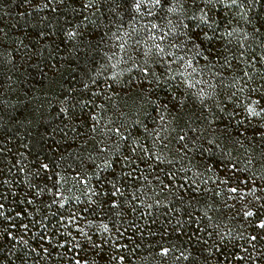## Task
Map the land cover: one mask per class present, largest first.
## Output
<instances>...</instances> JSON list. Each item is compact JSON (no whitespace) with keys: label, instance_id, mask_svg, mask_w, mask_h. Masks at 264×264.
Returning <instances> with one entry per match:
<instances>
[{"label":"trees","instance_id":"obj_1","mask_svg":"<svg viewBox=\"0 0 264 264\" xmlns=\"http://www.w3.org/2000/svg\"><path fill=\"white\" fill-rule=\"evenodd\" d=\"M134 3L0 0V264H264V0Z\"/></svg>","mask_w":264,"mask_h":264},{"label":"snow or ice","instance_id":"obj_2","mask_svg":"<svg viewBox=\"0 0 264 264\" xmlns=\"http://www.w3.org/2000/svg\"><path fill=\"white\" fill-rule=\"evenodd\" d=\"M147 3L150 7L151 6H162V0H135V3L132 5L137 12H139L144 6V4ZM217 3H223V0H191V8L195 11L193 12V15L190 17H187V19L190 21V23H184V20H180L179 23L171 27V21L168 22L170 28L168 32L163 33L158 38L153 37V39H159L161 42H164L166 38L171 37L173 40L178 39L177 33L179 35H182L184 37L183 41H180V43H171L168 45L170 48H180L183 50L184 45L186 43H191L193 49H199L200 45L205 40H211L212 37L208 35L206 31H204V27H208L210 29H213V32H215V29L213 28V25H217V20L212 18L209 13L213 10L215 4ZM203 5V7H201ZM229 6H239L242 7V5L237 4V0H229ZM150 7L148 9V15H152V12L150 10ZM207 9V11H206ZM178 10L177 7H171L168 9L170 12H175ZM197 12L199 13L197 15ZM157 25H152V28H156ZM228 35H231V32L227 33ZM71 35V34H70ZM121 47H123L121 45ZM154 48L156 49V52L163 56L166 54L165 47H162L160 43L154 44ZM199 51L196 52V55H199ZM167 55L173 56L175 60H184L186 68L191 67V60L185 59L184 56H176L174 53H167ZM207 59V57H205ZM185 68V70H186ZM171 70V69H169ZM143 71L145 73L148 72V68H144ZM183 75V73H181ZM44 167H47L46 165ZM233 192H236L237 189L233 188ZM0 207H3V205H0ZM251 213H246V215H250ZM260 227L264 228V220L260 222ZM11 235V233H9ZM255 239V237H253ZM165 253L167 252V249L163 250Z\"/></svg>","mask_w":264,"mask_h":264},{"label":"rangeland","instance_id":"obj_3","mask_svg":"<svg viewBox=\"0 0 264 264\" xmlns=\"http://www.w3.org/2000/svg\"><path fill=\"white\" fill-rule=\"evenodd\" d=\"M144 5H148L147 3H145Z\"/></svg>","mask_w":264,"mask_h":264}]
</instances>
